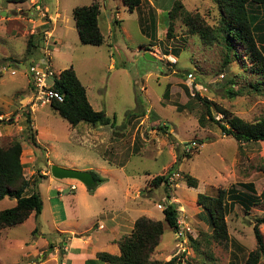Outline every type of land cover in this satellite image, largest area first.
I'll use <instances>...</instances> for the list:
<instances>
[{"label": "rangeland", "instance_id": "rangeland-1", "mask_svg": "<svg viewBox=\"0 0 264 264\" xmlns=\"http://www.w3.org/2000/svg\"><path fill=\"white\" fill-rule=\"evenodd\" d=\"M38 1L14 4L0 0V8L7 11L0 15V68H10L7 72L0 69V124L10 129L11 134L18 133L20 127L23 129L16 136L0 137V147L14 140L21 141L23 173L30 186L35 182V189L41 192L44 203L38 218L32 214L25 222L1 230L0 264H72L66 255L73 247L55 242L61 237L56 225L66 226L64 222L60 224L62 219L77 220L68 226L70 230L81 232L93 223L89 232L76 236L86 240L93 235L97 223L109 224L107 213H116L125 207L134 219L145 216L162 220L163 212L158 205L164 207L167 202L176 206L178 220L183 221L178 230H182L183 235L177 236L165 224L152 253L158 264L172 257H177L180 264H230L231 261L245 264L248 253L256 248L255 220L264 215V197L260 196L264 174L258 169L264 159V142L239 143L232 136L224 135L209 121L204 103L191 95L186 76L193 73L195 81L207 88L200 97L206 99L211 115L224 123L225 114L245 121L264 116V80L249 69L252 61L247 54L240 52L238 58L223 66L224 52L219 44H210L199 34L189 33L180 12L174 13L172 19L168 16L173 3L180 1L184 11L198 13L205 25L214 27L218 19L215 3L212 0H150L159 11L155 17L148 13L143 17L142 7L135 8L138 12L135 9L131 12L122 7L120 0H104L106 5L103 0H43L36 6ZM93 2H98L103 11L111 8L115 11L117 6L119 14L113 16L122 19L113 24L112 34L106 23L98 20L104 41L97 46L79 41L72 17L75 6ZM27 9L32 13L28 14ZM45 9L57 20L52 33L51 20L41 18ZM248 9L251 16L256 17L254 32L258 36L257 33L264 32V6L251 5ZM38 18L48 22V31L37 37L35 52L26 56L28 36L42 30L37 25ZM169 24L170 36L167 35ZM150 52L155 61L145 57V53ZM23 60L27 72L31 62L48 64L56 77V72L72 66L86 88L92 108L103 111L112 126L105 130L88 129L86 136L90 144L84 146L75 141L70 142L71 145L64 141L62 138L68 136L72 128L56 110L48 104L34 105L32 98L20 101L23 94L29 95V86L25 74L12 65ZM11 70L16 73L12 75ZM230 81H234L232 89L237 95L228 93ZM27 114L32 120L30 126L36 131V142L42 143L40 147H33L25 133ZM82 125L88 124L82 122ZM117 136L123 137L124 142ZM111 141L118 143L117 149L111 150ZM132 141L134 146L129 147ZM193 141L195 148L186 152L185 148ZM68 151L79 158V166H104L111 171L99 172L107 182L96 196L90 191L85 194L79 185L85 190L88 187L77 180H74L78 186L74 192L69 186L62 185L65 188L63 195L69 197L65 202L74 198V194H82V197L74 198L73 205L67 204L63 208L62 204L49 199V191L46 192L49 182L40 177L38 170L47 171L49 160L54 161L55 155L63 156ZM166 174V184L150 183L153 177ZM185 175L196 179L197 186H187L183 181ZM54 182L61 181L54 179ZM244 183L253 185L260 202L248 211L238 204L228 207L225 219L229 238L217 241L212 236L209 214L197 204V196H216L219 190L231 187L244 190L240 187ZM14 205L12 198L0 200V209ZM118 227L115 231L117 228L109 230L104 226L99 232L109 235L97 236L101 240H96L99 242L95 249H91L88 240L81 243V250L93 255L96 248L106 246L113 236L116 239L129 234L133 226L122 221ZM259 229L264 235V224L259 225ZM78 252L73 249L72 262L76 263ZM257 264H264V257Z\"/></svg>", "mask_w": 264, "mask_h": 264}, {"label": "trees", "instance_id": "trees-1", "mask_svg": "<svg viewBox=\"0 0 264 264\" xmlns=\"http://www.w3.org/2000/svg\"><path fill=\"white\" fill-rule=\"evenodd\" d=\"M8 2L21 3L26 0H6ZM142 0H122L129 11L139 6ZM217 8V24L213 27L204 24L201 15L191 14L184 11L183 4L175 1L168 11L169 19L174 13L182 14V21L189 27V33L199 34L211 44L216 42L224 52L222 65L226 66L233 58H238L240 52L250 57L249 69L258 74L264 80V32L255 36V15L249 13L248 6H264V0H212ZM100 6L98 2L90 5L75 6L72 9V17L75 22L79 41L82 44L101 45L104 36L99 28L98 16ZM171 35V24H169ZM44 32L31 33L26 42V56L32 55L36 50L38 36H44ZM263 43V44H260ZM25 63V60L22 61ZM258 85L260 84L257 81ZM227 91L233 92L234 81H230ZM31 86V84L29 83ZM53 87L61 96L62 101L53 100L49 105L65 119L70 126H76L80 122L93 126L111 125L109 117L103 111L94 110L87 99L86 88L79 81L72 66L62 70L59 77L53 80ZM187 90V89H186ZM197 100L207 107L206 114L209 121L217 125L224 135L232 136L239 143L264 142V116L254 121H245L238 116L229 117L225 114V123L222 119H215L210 112L206 99L196 94ZM31 118L27 114V138L33 147H40L36 142V131L32 129ZM1 122V120H0ZM162 128V126H158ZM164 128H166L164 126ZM23 148L19 140H14L5 147H0V200L9 197L15 200V205L9 208L0 209V231L8 226L25 222L31 214L35 218L42 212L43 202L38 191L35 189V182L30 186L29 179L23 173L24 164L21 162ZM264 174V159L258 167ZM91 174L96 185L88 187L93 191L103 182L95 172ZM168 174L157 175L150 180L152 185L167 183ZM183 181L189 187H196L197 181L189 175L183 177ZM29 187L32 189L29 191ZM244 190L229 188L221 189L216 196L198 194L197 204L206 210L210 217L212 236L215 240L226 241L228 237L226 215L228 207L238 204L248 211L251 206L258 204L259 195L254 192L253 185L249 183L240 184ZM29 191V192H27ZM264 197V187L260 193ZM228 199V200H227ZM163 219L153 220L145 216L135 219L132 231L129 234H122L119 238L113 239L103 249H96L93 254L95 260H86L84 264H94L100 261L106 264H158L153 259L152 253L157 247L160 237L164 232L165 224L174 232L178 231V212L172 202H167L162 207ZM264 224V215L255 220L253 233L256 248L248 253L245 264H257L264 257V240L259 230V225ZM237 243V242H236ZM234 243V244H236ZM52 246V245H51ZM238 246V243H237ZM94 262V263H93ZM163 264H180L177 257H172ZM232 264V263H230Z\"/></svg>", "mask_w": 264, "mask_h": 264}, {"label": "crops", "instance_id": "crops-1", "mask_svg": "<svg viewBox=\"0 0 264 264\" xmlns=\"http://www.w3.org/2000/svg\"><path fill=\"white\" fill-rule=\"evenodd\" d=\"M42 1L43 0H39L38 1V3L36 4V6L38 5V6H40L41 4H42ZM99 2V1H98ZM103 2H104V5H106L107 3L103 0ZM120 2H121V4H122V7H125L126 8V6L123 4V2H122V0H120ZM23 2H21V3H18V4H22ZM100 3V2H99ZM14 4H17V3H14ZM142 4H144L145 5V7L144 6H142ZM101 5V4H100ZM139 6L140 7H142V12H143V17L145 16V14L146 13H148V14H150V16H156V14H157V11H159L156 7L154 8V6L152 5V3L150 2V0H142L141 1V3L139 4ZM138 6V7H139ZM137 7V8H138ZM136 8V9H137ZM35 9V8H34ZM113 8H111V9H109V10H106V9H104V11L102 10V8H101V6H100V13H99V16H98V20H103L105 23H106V28L108 29V31H109V33L110 34H112V29H113V24H118L119 22H121L122 21V19H116L115 18V16H113V14L115 13V14H119V12H118V7L116 6V10L115 11H113L112 10ZM135 9V10H136ZM2 10H4V8H0V11H2ZM36 10V9H35ZM108 11L110 12V13H108ZM134 11V10H133ZM137 11V10H136ZM28 14H30V13H32L31 12V9H27V11H26ZM104 12H105V15H104ZM132 12V11H131ZM138 12V11H137ZM145 12V13H144ZM6 14H7V11L5 12ZM42 16H41V18H44V17H48V19H50L51 20V22H49V23H51L52 24V30H51V33L52 32H54V30H55V27H56V24H57V20L56 19H54L53 17H51L50 15H48L47 14V9H45V11H42V14H41ZM55 15H57V13L55 14ZM106 16V17H105ZM9 17V16H8ZM47 19V18H46ZM144 20L145 19H148V18H143ZM56 20V21H55ZM36 22H37V25H40L39 27L41 28L42 27V30H41V32H46V31H48V26L46 25V23H48V22H42L39 18L36 20ZM44 23H45V25H44ZM99 28H100V23H99ZM100 30H101V28H100ZM50 33V32H49ZM152 52H150V54H151ZM32 63H34V64H37V63H35V62H31V63H29L28 65H30V64H32ZM22 65H24L23 67H22ZM41 65V64H40ZM13 67H15V69H17V70H19V71H21V72H23L24 74H25V77L27 78V85L29 86V95H25V94H23V98L21 97L20 98V101H25L26 99H28V100H30V98H32V92H31V86L29 85V77H28V72L26 71L27 70V68H26V66H27V64L26 63H23L22 61H15L14 62V64L12 65ZM3 67H7L8 69H10L9 68V66H3ZM3 67H1L0 69L2 70V68ZM7 69V70H8ZM15 71V70H14ZM2 72H3V70H2ZM15 73H16V71H15ZM57 73V72H56ZM60 73V72H59ZM59 73H57V74H59ZM18 104H19V102H17ZM16 103V104H17ZM50 106V105H49ZM86 124H88V123H86ZM90 125V127H88ZM9 126H11V125H9ZM87 126V127H86ZM107 126H112V125H101V126H93V125H91V124H88V125H82V122H80V123H78L76 126H71V132H70V134L67 136V135H65L64 136V138H62L64 141H66V142H68L69 144H70V142H73V141H75L76 143H78V144H80L81 146L83 145H85L86 143H89L90 144V142L88 141V139H87V130L89 129V130H91V129H93V131H97V130H94V129H98L99 128V130H101V129H103V130H105V128L107 127ZM23 128H24V126H23ZM20 131L21 130H23L21 127H20V129H19ZM110 130H111V128H110ZM20 131H18V133H14V134H11L10 133V129H7V127L6 126H1V124H0V137H6L7 138V136H16V135H18L19 134V132ZM10 134V135H9ZM118 137V139L120 138V142L121 141H123L124 142V139H123V137H120V136H117ZM118 139H116V140H118ZM39 145H42V143L41 142H39L38 143ZM110 144L113 146V148H111V150H114V149H117L118 148V146H117V142H114V141H111L110 142ZM134 144V141H132L128 146L130 147V146H134L133 145ZM71 145V144H70ZM50 146V145H49ZM88 146H90V145H88ZM122 146V145H121ZM52 148V147H51ZM67 153H69V154H67ZM113 154H115L114 152H112ZM73 155H71V152L70 151H68V152H66V155H63V156H59V154L58 155H55V160L54 161H51V160H49V162H48V170L46 171V170H42V171H39L38 170V172H39V175H40V177H42L44 180H47L48 182H49V186H47L46 187V192H48L49 191V199L50 200H52L54 203H58L59 205L60 204H62V206H63V208H65V205H67V204H74L75 202H74V198H78L79 196L80 197H82V194L80 193V194H77V195H73V196H75L74 198H72V199H69V201L68 202H65V198H69V197H65V195H63V191H64V186H62V185H67V186H69V189H70V187L72 186V185H74L75 186V189L74 190H72L73 192L77 189V184L74 182V180L73 179H57V180H60L61 182L60 183H55L54 182V177L51 175V173H50V167H51V165H53V164H55V165H58V166H61V167H65V168H71V169H76V170H80V171H88V172H90L91 173V171L92 172H95L100 178H102L101 176H100V174H99V172L101 173V172H104L105 173V171H108V170H110L111 171V169H108V168H105L104 166H97L96 168L95 167H93V166H89V165H91V164H88V166L87 167H83V166H79L80 164L78 163V157H75V156H73ZM104 158H105V156H104ZM59 159V160H58ZM62 159V160H61ZM104 160V159H103ZM56 161H59V162H56ZM106 161V163H108L110 166L112 165L111 163L112 162H109V161H107V160H105ZM90 162V161H89ZM94 165V164H93ZM117 165V164H116ZM120 168L122 167V165H120L119 166ZM115 168H117V166H115ZM46 169V168H45ZM49 173V174H48ZM103 179V178H102ZM107 182V180H106V178H104L103 179V182L101 183V184H99V186H97L96 187V189H94L93 191H90L91 193H92V195L93 196H96L99 192H101L104 188H105V186H104V184ZM79 186H81V190H83L84 192H85V194H86V191L89 193V190L88 189H83V187H82V185H79ZM134 187V186H133ZM30 189H29V191L32 189V187H29ZM29 191H27V192H29ZM51 191H54V193H52ZM39 194H40V196H41V192H39ZM41 199H42V196H41ZM42 202H43V199H42ZM44 204V203H43ZM54 205V204H53ZM54 211V210H53ZM129 211H128V209H125V207L124 208H122V209H120L119 211H117L116 213H107L106 215H108V216H110L109 217V219H107V221L109 222V224L108 223H102V222H99V223H97V228L96 229H93V235H90V236H88L89 238H86V240H82V239H80V238H77L76 236H78L79 234H81V233H85V232H89V230L91 229V227H92V225H94L93 223H91V226H88V230H85V231H83V232H81V231H74V230H70L69 229V226H68V223L69 224H72V222H77V220L76 221H70L71 219H62L61 221H60V224L62 223V222H64L63 224H65L66 226L65 227H60L59 225H56V227H57V230H58V233L60 234V239H58V240H56L55 242H58V243H62V244H68V245H70L71 247H73V248H70L71 250L70 251H68V253H67V261L69 260V262H71L72 264H84V262L86 261V260H95V256H94V254L92 255V253H84V251L83 250H81L82 248H81V246H83L81 243H83V242H85V241H87V242H90V247H91V249H95V245H97L98 243L97 242H99L101 239L100 238H98L97 236H99V237H102V236H104L105 234H108V233H106V232H99L101 229H103L104 228V226H107L108 227V229L109 230H115V228H117L115 231H118V229H119V225H121V222L122 221H126L127 222V224L128 225H132L133 226V224H134V221H135V219H134V217L132 218L130 215H129V213H128ZM102 215V214H101ZM32 216V214L29 216V217H31ZM28 217V218H29ZM56 219V218H55ZM54 219V222H56V220ZM67 224H66V223ZM103 224V225H102ZM261 225V224H260ZM133 228V227H132ZM260 230V229H259ZM1 232V231H0ZM99 232V233H98ZM261 232V231H260ZM261 234H262V232H261ZM109 235V234H108ZM107 237V236H106ZM115 237L113 236L112 237V239L111 240H109L108 241V243H107V245L106 246H108L109 244H110V242L114 239ZM100 239V240H99ZM96 240H99V241H97L96 242ZM263 240H264V235H263ZM97 243V244H96ZM67 245V246H68ZM106 246H104V247H102V248H100V249H103V248H105ZM54 249H57L56 247H54ZM73 249H75V251L78 249V255H76L77 257H76V263L75 262H72V260H71V254H72V251H73ZM97 249V248H96ZM239 250H241V249H239ZM242 250H247V249H242ZM236 255L234 254V258H236L235 257ZM66 261V260H65ZM97 262V261H96ZM94 263V262H93ZM230 263H232L233 264V262L231 261ZM94 264H96V263H94Z\"/></svg>", "mask_w": 264, "mask_h": 264}, {"label": "built area", "instance_id": "built-area-1", "mask_svg": "<svg viewBox=\"0 0 264 264\" xmlns=\"http://www.w3.org/2000/svg\"><path fill=\"white\" fill-rule=\"evenodd\" d=\"M173 62H175V60ZM7 69V67L2 68L3 72H6ZM11 74L14 75L15 71L11 70ZM28 77L29 83L31 84L32 103L34 105L43 106L47 104L49 105L53 100L62 101L61 94L53 87V80L57 77L55 76L54 71L51 69V67L48 66V64H30L28 67ZM186 81L188 83V89L190 90L191 95L195 96L196 94H198L199 96H202L207 92V88L205 86L195 81L193 73H187ZM195 143L196 142L193 141L190 147L185 148V151L188 152L189 149L195 148ZM70 189L74 190L75 186L72 185ZM158 208L162 209V206L158 205ZM181 222L183 224L182 220H178V225ZM176 235L182 237V230H178L176 232Z\"/></svg>", "mask_w": 264, "mask_h": 264}, {"label": "water", "instance_id": "water-1", "mask_svg": "<svg viewBox=\"0 0 264 264\" xmlns=\"http://www.w3.org/2000/svg\"><path fill=\"white\" fill-rule=\"evenodd\" d=\"M6 13L0 11V15H5ZM145 57L150 60H156L150 53H145ZM24 65H22L23 67ZM50 173L55 179H73L77 180L86 187H92L96 185V181L94 180L92 174L88 171H80L71 168H65L58 165H51Z\"/></svg>", "mask_w": 264, "mask_h": 264}, {"label": "clouds", "instance_id": "clouds-1", "mask_svg": "<svg viewBox=\"0 0 264 264\" xmlns=\"http://www.w3.org/2000/svg\"><path fill=\"white\" fill-rule=\"evenodd\" d=\"M6 72H7V71H6ZM56 74H57V73H56ZM57 76L59 77V74H57ZM58 77H57V78H58Z\"/></svg>", "mask_w": 264, "mask_h": 264}]
</instances>
